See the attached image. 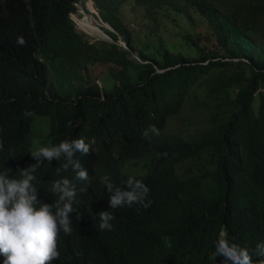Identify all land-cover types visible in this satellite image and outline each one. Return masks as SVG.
Instances as JSON below:
<instances>
[{"label": "trees", "instance_id": "1", "mask_svg": "<svg viewBox=\"0 0 264 264\" xmlns=\"http://www.w3.org/2000/svg\"><path fill=\"white\" fill-rule=\"evenodd\" d=\"M76 1L0 0V172L19 178L40 146L78 138L90 145L87 156L73 157L90 183L76 180L71 167L58 175L63 158L45 160L35 173L42 203L58 199L50 192L54 180L76 185L72 232H60L52 264H221L223 257H209L222 232L259 259L264 0H92L112 28L105 29L110 41L95 42L69 17ZM126 2L148 17L161 9L195 12L211 45L187 35L181 39L196 57L161 45L160 59L143 49L133 56ZM172 116L179 124L162 132ZM150 125L161 135L149 142L142 133ZM129 176L150 189V207L111 209L106 184L125 188ZM101 211L115 216L112 230L99 229Z\"/></svg>", "mask_w": 264, "mask_h": 264}, {"label": "clouds", "instance_id": "2", "mask_svg": "<svg viewBox=\"0 0 264 264\" xmlns=\"http://www.w3.org/2000/svg\"><path fill=\"white\" fill-rule=\"evenodd\" d=\"M16 43L24 46L26 40L18 36ZM23 115L32 116L33 113L25 110ZM160 135L155 125H150L142 133V137L149 142L152 136ZM3 148L4 141L0 138V151ZM77 151L87 156L90 145L83 138H78L40 146L31 153L36 163L20 169L19 178L10 176L8 172H0V255L4 257L3 264H52L53 260L59 258L60 232L69 235L72 232L70 214L75 211L73 204L77 197L76 185L68 178L54 180L50 192L58 196V199L53 204L42 203L38 200V190L34 185L37 180L35 173L45 160L50 164L53 160L61 161L63 158L64 163L57 167L58 175L71 167L76 171V180L90 183L88 171L79 160L73 158ZM125 186L121 188L110 182L106 184L111 194V209L126 205L131 207L133 204L150 207L151 201L147 200L150 189L141 180L129 176ZM99 218L101 231L113 229L111 221L115 216L112 211H101ZM77 219H80L79 215ZM165 241L170 247V238L165 237ZM256 250L259 259L253 260L246 247L230 242L226 233L222 232L209 259L216 262V257L220 256L224 258L221 264H264V244L257 245Z\"/></svg>", "mask_w": 264, "mask_h": 264}, {"label": "rangeland", "instance_id": "3", "mask_svg": "<svg viewBox=\"0 0 264 264\" xmlns=\"http://www.w3.org/2000/svg\"><path fill=\"white\" fill-rule=\"evenodd\" d=\"M90 3V5H88ZM75 10L70 13V18L74 23V27L78 32H82L84 37L90 42H95L98 40L110 41L109 35L106 30H112V28L104 21L101 20L98 11L96 10L92 0H78L75 4ZM126 7H125V6ZM123 16L122 19L124 23L130 29L131 41L133 45V50L131 54L137 56L138 50H144L148 56H155V58L160 59L162 54V49L159 45L167 47L168 50L173 52H179L185 56L196 57V51L189 46L181 37L188 38L189 42L200 41L201 44L210 46V40L205 38L204 35L207 34V27L204 21L195 12H190L186 14H175L176 12L170 9H161L156 13L148 17L144 14L142 8L138 6L128 5L124 3ZM92 6L93 11L87 8ZM122 7V6H121ZM85 14L89 15V20L101 31L100 34L96 33H85L82 30V18ZM80 23V24H79ZM86 31V30H85ZM196 35V36H195ZM122 47H125L124 42L120 37L116 41ZM138 59V58H137ZM264 94V89H263ZM179 124L176 116H172L167 120V125L171 128H163L162 132H167V130L175 129ZM174 127V128H172ZM141 160V159H138ZM136 161L131 160L127 165H135ZM126 165V166H127ZM128 170V167L123 168V170ZM145 168H142L140 173H143Z\"/></svg>", "mask_w": 264, "mask_h": 264}, {"label": "bare ground", "instance_id": "4", "mask_svg": "<svg viewBox=\"0 0 264 264\" xmlns=\"http://www.w3.org/2000/svg\"><path fill=\"white\" fill-rule=\"evenodd\" d=\"M88 5H90V3L88 4ZM88 7V6H87ZM88 10L90 9V11H93V8H92V6H89L88 8H87ZM82 18H85V19H83L82 20V22H81V20H80V23H81V25H82V30H83V28L86 30H83L85 33H96V34H100L101 33V31H103V30H101L100 31V29L99 28H97L96 26H94V24L91 22V20H89V15L88 14H85ZM79 23V24H80ZM88 31V32H87ZM88 33V34H89Z\"/></svg>", "mask_w": 264, "mask_h": 264}, {"label": "water", "instance_id": "5", "mask_svg": "<svg viewBox=\"0 0 264 264\" xmlns=\"http://www.w3.org/2000/svg\"><path fill=\"white\" fill-rule=\"evenodd\" d=\"M125 45V44H124Z\"/></svg>", "mask_w": 264, "mask_h": 264}]
</instances>
